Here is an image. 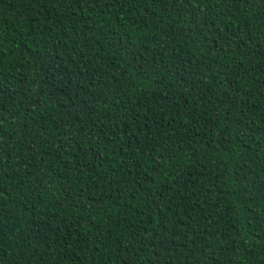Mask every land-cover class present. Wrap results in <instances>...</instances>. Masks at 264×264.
I'll return each instance as SVG.
<instances>
[{
	"label": "trees",
	"instance_id": "trees-1",
	"mask_svg": "<svg viewBox=\"0 0 264 264\" xmlns=\"http://www.w3.org/2000/svg\"><path fill=\"white\" fill-rule=\"evenodd\" d=\"M0 264H264V0H0Z\"/></svg>",
	"mask_w": 264,
	"mask_h": 264
}]
</instances>
